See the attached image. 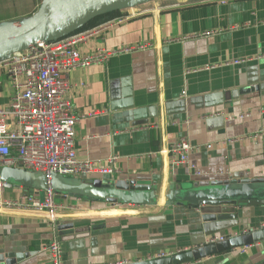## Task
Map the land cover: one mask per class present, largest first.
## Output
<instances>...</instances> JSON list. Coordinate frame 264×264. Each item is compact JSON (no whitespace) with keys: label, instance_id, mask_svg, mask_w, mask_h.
Segmentation results:
<instances>
[{"label":"crops","instance_id":"crops-1","mask_svg":"<svg viewBox=\"0 0 264 264\" xmlns=\"http://www.w3.org/2000/svg\"><path fill=\"white\" fill-rule=\"evenodd\" d=\"M42 2L0 0V26L34 16ZM117 12L69 36H89L79 44L80 52L150 46L70 71L67 98L78 119L79 160L107 167L117 154L119 172L61 178L64 187L134 180L153 186L159 197L144 206L110 205L62 191L57 201L71 208L61 209L54 220L47 214L0 211V257L23 254L28 257L19 264H51L45 248L57 238L65 264L135 263L204 247L214 234L264 229V206L239 208L236 220L205 222L204 212L214 209L201 211L168 199L173 188L182 193L180 187L189 184L215 190L233 179L264 178V134L247 139L264 128V0H151ZM189 36L196 37L169 42ZM236 60L249 61L231 64ZM18 92L0 67V107ZM184 136L193 146L190 158L200 177L172 163L171 145ZM30 192L22 184L0 181V198L18 200ZM238 249L188 264H264V242L244 255Z\"/></svg>","mask_w":264,"mask_h":264},{"label":"built area","instance_id":"built-area-1","mask_svg":"<svg viewBox=\"0 0 264 264\" xmlns=\"http://www.w3.org/2000/svg\"><path fill=\"white\" fill-rule=\"evenodd\" d=\"M211 32L205 33L210 35ZM88 35L66 37L53 42H40L28 50L0 59V67L7 70L19 92L11 99L10 104L0 107V169L22 168L27 172L45 175L50 183L51 177H77L98 174L115 176L118 174L116 164L119 156L113 154L107 167H97L92 161H81L76 150L74 126L77 116L73 112L67 96L71 86L68 80L70 71L89 67L93 64H107L114 56L131 54L147 48L148 44L138 46H121L111 51L99 50L91 54H82L79 44L88 39ZM196 36H189L169 42H183ZM250 60V59H249ZM249 60H236L233 65ZM24 78L19 84V79ZM186 92L183 93V96ZM96 112H94L95 114ZM250 114L241 115L242 120ZM259 134L247 139H258ZM230 140L227 143L231 144ZM212 146H207L211 149ZM193 146L187 136L181 137L171 145L172 163L176 167H185L194 176L200 177L197 166L191 161ZM41 193H45L40 200ZM30 195V196H29ZM27 196L18 200L0 198V211L33 212L47 214L52 220L61 209H69L57 201L58 194L50 186L41 191L31 190ZM246 233V232H243ZM242 233L227 232L209 237L207 245L217 244L240 236ZM250 246L237 250L244 255ZM192 250V249H191ZM50 255L51 264H65L63 247L59 239H53L45 248ZM185 249L172 254L147 256L143 261L167 258L182 254ZM114 264H131L122 260Z\"/></svg>","mask_w":264,"mask_h":264},{"label":"water","instance_id":"water-1","mask_svg":"<svg viewBox=\"0 0 264 264\" xmlns=\"http://www.w3.org/2000/svg\"><path fill=\"white\" fill-rule=\"evenodd\" d=\"M151 0H43L38 12L25 20L0 26V59L28 50L40 42H53L69 37L84 28L95 18L138 6ZM85 179L87 176L84 177ZM1 182H17L27 190L37 187L45 191L49 186L56 192L67 191L78 199L101 200L106 204L149 205L156 203L159 195L151 185H142L134 180L111 179L95 181L79 187H64L62 178L53 175L49 183L45 175H36L22 168L0 169ZM215 190H199L201 185L181 186V192H170L169 204L182 201L201 211L214 209L203 214L205 222H224L237 219V209L244 206H264V178L233 179L219 183ZM196 189V190H194ZM194 191L189 194L187 191ZM252 193L253 197L249 198ZM61 226V230L72 229ZM264 242V229L250 230L240 236L217 244L195 248L182 254L152 261L131 264H188L200 261L226 251ZM27 255L18 254L14 258L0 257V264H19Z\"/></svg>","mask_w":264,"mask_h":264},{"label":"trees","instance_id":"trees-1","mask_svg":"<svg viewBox=\"0 0 264 264\" xmlns=\"http://www.w3.org/2000/svg\"><path fill=\"white\" fill-rule=\"evenodd\" d=\"M118 14V12H113V13H110V14H106V15H102L100 17H97V19L93 20L92 22L88 23L86 27L90 26L94 21H97V20H107V19H110V18H113L115 17L116 15ZM228 264H231L230 262Z\"/></svg>","mask_w":264,"mask_h":264},{"label":"rangeland","instance_id":"rangeland-1","mask_svg":"<svg viewBox=\"0 0 264 264\" xmlns=\"http://www.w3.org/2000/svg\"><path fill=\"white\" fill-rule=\"evenodd\" d=\"M37 175L40 176V174H37ZM16 183H17V182H16ZM18 184H20V183H18ZM252 195H253V194L250 193V194H249V198L253 197Z\"/></svg>","mask_w":264,"mask_h":264}]
</instances>
